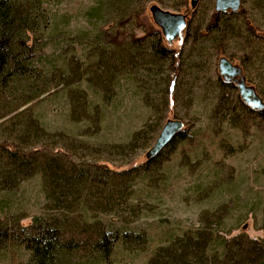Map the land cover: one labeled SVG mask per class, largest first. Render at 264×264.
I'll return each instance as SVG.
<instances>
[{
	"label": "rangeland",
	"instance_id": "374dc122",
	"mask_svg": "<svg viewBox=\"0 0 264 264\" xmlns=\"http://www.w3.org/2000/svg\"><path fill=\"white\" fill-rule=\"evenodd\" d=\"M214 1L201 0L193 16L186 14L187 21L192 16L187 37L183 31L174 43L163 41L175 51L174 65L138 57L136 67L125 70L130 74L105 91L112 99L103 101V90L82 77L88 63H97V56L114 43L111 38L128 47L131 40L153 36L159 29L152 22L151 6L185 15L189 0H40L44 20L33 39L39 55L35 65L43 77L17 90L18 95H33V87L66 79V86L58 82V88L21 109L32 108L28 119L17 121L36 120L42 130L34 144L28 138L15 143L20 150L43 147L45 155L56 153L62 162L80 169L137 170L164 123H183L184 140L165 148L147 174L133 180L134 199L128 206L103 216L110 224L144 231L154 243L200 227L201 222L220 237L263 236L264 113L258 117L242 109L237 81L235 86L225 81L217 65L220 58L227 59L264 101V42L256 39L264 33V9L256 0H242L239 15L219 17L227 22V33H221L222 27L207 33ZM133 13H138L136 24L116 29ZM195 29L198 41L190 38ZM143 51L137 53L141 56ZM133 55L138 56L136 51ZM3 131L0 127V142L6 138ZM45 204L38 176L17 189L0 191L2 214L23 216L24 226ZM120 256L135 264L142 259Z\"/></svg>",
	"mask_w": 264,
	"mask_h": 264
},
{
	"label": "trees",
	"instance_id": "16d2710c",
	"mask_svg": "<svg viewBox=\"0 0 264 264\" xmlns=\"http://www.w3.org/2000/svg\"><path fill=\"white\" fill-rule=\"evenodd\" d=\"M255 2L264 9V0ZM40 4V0H0V127L6 135L0 142V191L17 189L21 182L38 176L46 200L42 213L27 226L21 224L23 216L16 213L7 216L0 211V264H135L130 259L121 260L123 254L142 258L138 264H264V219L260 228L263 236L258 239H251L244 233L220 237L201 222L195 229L161 237L163 240L158 243L144 231L106 222L103 216L123 205L128 206L134 199L130 191L133 180L140 174L146 175L163 151L146 160L137 170L114 172L111 169H80L62 162L56 153L45 155L43 147L19 149L15 140L26 142L29 139L34 144L42 130L38 121L34 120L32 124L18 122L20 118L28 119L30 106L52 88H58V82L66 86V79L50 81L48 86L33 87V95H18V87L29 85L35 77L37 80L43 77L42 69L35 65L39 55L37 42L33 39L44 20ZM195 10H191L188 3L185 15L193 16ZM240 13L214 12L205 27L206 32L215 33L222 27L221 33H227V22L219 17H236ZM137 18L138 13L126 15L116 29L136 24ZM191 18L184 30L186 37L190 34ZM151 34L153 36L147 34L131 40L128 47L111 38L110 43H114L97 56V63H88L86 73L81 76L88 85L103 90V101L112 99L104 95L105 91L115 86L125 73L130 74L125 70L136 67L138 57L146 58L144 60L150 63L175 62V51L164 45L160 31ZM262 35L256 39L264 42ZM190 36L192 41L200 38L197 29ZM139 49L144 50L141 56L137 53ZM175 82L174 79L170 85L174 86ZM237 98L248 113L258 117L263 115L264 110L252 112ZM74 99L73 95V103ZM28 104V108L21 110ZM85 114L90 115L87 107ZM72 116H76L74 106ZM183 138L184 132H180L167 147Z\"/></svg>",
	"mask_w": 264,
	"mask_h": 264
},
{
	"label": "water",
	"instance_id": "95a60500",
	"mask_svg": "<svg viewBox=\"0 0 264 264\" xmlns=\"http://www.w3.org/2000/svg\"><path fill=\"white\" fill-rule=\"evenodd\" d=\"M201 0H189V7L195 10ZM241 8V0H215V13H238ZM149 13L153 24L159 29L162 38L167 44H172L181 38L183 31L187 26V15L181 13H172L160 9L158 6H151ZM264 38V33H263ZM218 73L225 81L240 76L241 72L233 66L227 59L218 60ZM237 91L242 103L253 111L264 110V101L257 94L255 88L247 86L244 78H241L237 84ZM183 130V123L180 120H168L164 123L154 144L146 153V160H151L159 155L171 141Z\"/></svg>",
	"mask_w": 264,
	"mask_h": 264
},
{
	"label": "flooded vegetation",
	"instance_id": "af4514ba",
	"mask_svg": "<svg viewBox=\"0 0 264 264\" xmlns=\"http://www.w3.org/2000/svg\"><path fill=\"white\" fill-rule=\"evenodd\" d=\"M227 13V12H226ZM241 78H244L243 76H237V77H234V78H232L230 81H227V82H229V83H231V84H233L234 86H235V84L233 83V81L235 80V81H237V83H238V81L241 79ZM244 81H245V79H244ZM246 83V82H245ZM247 85V84H246ZM248 86V85H247ZM236 88H237V85H236Z\"/></svg>",
	"mask_w": 264,
	"mask_h": 264
}]
</instances>
